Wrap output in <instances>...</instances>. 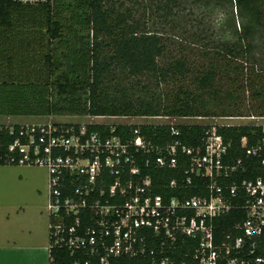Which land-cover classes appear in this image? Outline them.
Instances as JSON below:
<instances>
[{"label": "trees", "instance_id": "trees-1", "mask_svg": "<svg viewBox=\"0 0 264 264\" xmlns=\"http://www.w3.org/2000/svg\"><path fill=\"white\" fill-rule=\"evenodd\" d=\"M211 1L235 5L241 21L239 38L224 44L222 51L203 53L209 63L195 79L199 94L181 85L169 94L161 90L162 85L179 81L192 70L185 58L168 57L169 44L164 36L153 33L142 18H136L139 0H55L40 5L0 0V116L217 117L202 98L218 93L217 83L227 76L232 87L238 89L243 88L237 81H246L252 104L239 107L228 116L248 114L264 118V69L256 71L254 66L249 69L241 66L246 65L241 57L245 60L253 52L252 40L264 32V0ZM173 2L169 0L158 9L169 14V4ZM142 80L146 81L144 85ZM150 82L155 83L154 91L150 90ZM20 128L0 125V166H25L9 150ZM137 128L121 125L113 134L132 136ZM175 128L179 136L172 135L170 126H141L140 130L155 145H169L178 140L192 149L201 147L211 131L230 145L224 164L233 165L238 160L243 163L244 170L223 181L225 184L264 178L261 166L264 150L258 157L247 155V149L264 140L263 127L177 125ZM89 129L110 136L112 128L91 125ZM244 138L247 148L242 147ZM147 173L157 185V194L181 195L167 185L177 181L181 186L187 179L183 168L153 169ZM192 180L184 195L204 196L208 181L198 177ZM245 218L243 211H235L214 220L217 244L227 242L229 234L231 240L239 236L234 228ZM198 248L197 239L179 236L175 242H168L148 233L144 255L107 260L108 264H152L164 259L174 264H194ZM104 256V252L100 256H91L87 251L72 255L66 249L52 248L50 264H100Z\"/></svg>", "mask_w": 264, "mask_h": 264}, {"label": "built area", "instance_id": "built-area-1", "mask_svg": "<svg viewBox=\"0 0 264 264\" xmlns=\"http://www.w3.org/2000/svg\"><path fill=\"white\" fill-rule=\"evenodd\" d=\"M12 1L40 5L55 0ZM91 125L102 124L49 122L21 126L9 149L22 165L39 166L48 173L50 249L63 248L72 255L87 251L100 256L104 252L100 264H108V257L144 255L148 233H152L168 242H175L179 236L197 239L194 264H264V178L225 184L243 169V163L224 164L230 145L222 136L210 131L203 145L192 149L178 140L155 145L140 130L141 126H170L172 135L179 136L177 125L171 122L123 124L138 127L132 136L114 135L115 128L106 136L90 131ZM247 143L244 138L242 147L247 148ZM263 150L264 140L247 149V155L258 157ZM261 166L264 169V160ZM180 167L187 179L181 186L172 181L167 188L181 195L157 194V185L147 172ZM192 177L208 181L204 196L184 195L192 186ZM235 211L246 215L234 228L240 235L234 240L227 235V242L220 246L213 221ZM152 264L174 263L164 259Z\"/></svg>", "mask_w": 264, "mask_h": 264}, {"label": "rangeland", "instance_id": "rangeland-1", "mask_svg": "<svg viewBox=\"0 0 264 264\" xmlns=\"http://www.w3.org/2000/svg\"><path fill=\"white\" fill-rule=\"evenodd\" d=\"M126 2V0H124ZM169 1V0H167ZM166 0H139L136 9V18H142L147 28L156 34H161L168 41V57L172 59L185 58L188 61L191 73L179 81L169 82L162 85V91L174 93V87L183 86L192 92L199 94L196 89L195 79L209 63L203 53L213 54L216 50L222 51L224 44L236 42L241 33V21L238 19L235 5L230 3H216L211 0L194 2L193 0H174L168 3L170 12L160 11L158 6L166 4ZM130 5L129 2L126 3ZM168 14V15H166ZM144 15V16H143ZM166 15V16H164ZM253 52L241 60L249 69L254 66L255 70L264 69V32L252 40ZM225 53V52H223ZM249 63V65H248ZM205 66V67H204ZM204 67V68H203ZM248 72L247 70L245 71ZM224 77V76H223ZM231 79V78H230ZM243 89L232 87V81L227 76L217 83L218 93L202 98L209 104V108L218 116L208 118L180 119L171 118L166 120H151L147 118H96L89 116H32V117H6L0 116V125L26 126L31 124H45L49 122L79 123V124H104L111 128L120 125H161L171 122L173 125H213V126H261L264 128V118L252 117L245 114L244 117H230L239 107H251L249 90L246 81H237ZM146 81L142 80L141 85ZM150 90L156 89L155 83ZM10 185V200L16 205L25 207L32 206L42 211L46 216L45 229L47 233L50 221L47 213L49 185L48 173L45 168L39 166H0V195L6 192L3 187ZM41 192V193H40Z\"/></svg>", "mask_w": 264, "mask_h": 264}, {"label": "crops", "instance_id": "crops-1", "mask_svg": "<svg viewBox=\"0 0 264 264\" xmlns=\"http://www.w3.org/2000/svg\"><path fill=\"white\" fill-rule=\"evenodd\" d=\"M7 186L0 195V264H50L45 214L32 206L16 205Z\"/></svg>", "mask_w": 264, "mask_h": 264}]
</instances>
